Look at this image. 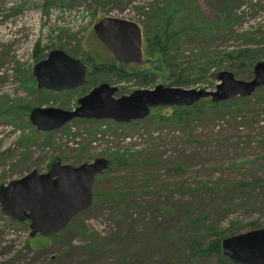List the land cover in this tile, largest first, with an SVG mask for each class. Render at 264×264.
<instances>
[{
	"label": "rangeland",
	"instance_id": "obj_1",
	"mask_svg": "<svg viewBox=\"0 0 264 264\" xmlns=\"http://www.w3.org/2000/svg\"><path fill=\"white\" fill-rule=\"evenodd\" d=\"M51 1L0 0V183L18 180L33 170L44 174L53 157L60 158L62 165L78 166L96 158L111 163L109 153L129 146L142 154L130 157L127 166L96 176L90 208L62 232L36 236L42 243L39 250L28 244L27 223L10 219L0 209V264H217V256L187 257L191 239L207 238L199 234L203 228L212 227L209 241L264 229V89H257L253 100L260 113L238 119L235 106L246 104L233 99L178 123L185 134L166 130L173 121H160L173 108L152 109V117L143 123L146 127L73 120L59 130L40 133L31 126V109L72 110L82 95L81 89L60 94L37 90L32 68L39 52V60L62 48L79 59L91 57L94 64L120 66L97 39L93 26L105 17L136 23L146 19L147 9L156 1L168 0H54V5L44 6ZM213 6L205 0H170L164 11L170 16V29L180 33V47L203 50L193 52L195 56L180 51L178 62L168 58L170 66H166L147 55L143 42L142 64L125 68L160 66L153 83L118 80L115 73L95 79L116 86L115 97L156 85L170 87L176 65L193 64L201 51L204 61L233 51L243 52L240 61L245 62L244 69L232 70L235 78L250 80L254 65L264 61V0H215ZM227 20L233 24L229 26ZM211 25L216 27L211 30ZM148 28L157 30L159 25L150 22ZM234 32L239 41L233 39ZM145 34L143 29V40ZM215 85L203 78L179 87L212 90ZM213 117H218V127H209ZM194 120L200 122L195 134Z\"/></svg>",
	"mask_w": 264,
	"mask_h": 264
},
{
	"label": "water",
	"instance_id": "obj_2",
	"mask_svg": "<svg viewBox=\"0 0 264 264\" xmlns=\"http://www.w3.org/2000/svg\"><path fill=\"white\" fill-rule=\"evenodd\" d=\"M97 39L111 52L118 64L143 61V31L130 20L105 17L93 26ZM90 67L63 50L52 49L35 63L32 77L37 90L54 94L81 89L87 84ZM248 81L236 79L230 71L215 75L213 90L183 89L156 85L115 97L116 86L100 83L77 99L72 110L35 107L28 115L31 126L40 133L61 129L73 120L110 121L118 125L140 123L152 109L191 107L200 101L214 104L235 98H250L264 87V61L257 62ZM44 174L33 170L26 176L0 183V209L3 215L27 223L29 237L62 232L78 214L90 208L96 176L110 171L111 163L96 158L78 166L62 165L53 158ZM221 256L232 264H264V229L252 230L221 240Z\"/></svg>",
	"mask_w": 264,
	"mask_h": 264
},
{
	"label": "trees",
	"instance_id": "obj_3",
	"mask_svg": "<svg viewBox=\"0 0 264 264\" xmlns=\"http://www.w3.org/2000/svg\"><path fill=\"white\" fill-rule=\"evenodd\" d=\"M48 1V0H47ZM206 3L215 8L214 5V1L215 0H210V2L208 3L207 0H205ZM157 3L148 8L146 13V19L143 20H139V23L142 27V31L144 29L145 31V38L143 40L144 42V47L146 49L147 55L155 58L157 60V64L160 65V63H163L164 65L170 66V62L168 60V58L170 59L171 62L173 61H177L179 60V57L177 58V56L180 54V51H182L183 56H195V54H192L193 52H198L199 50H203L201 48L198 49H194L192 50V52H190V50L188 48H186L185 46L180 47V33L175 30V29H170V16L165 13V9L167 4L170 2V0H168L166 3H164V1L159 2L156 1ZM54 0H52L50 2V4L48 5H44L45 7H49L54 5ZM161 5H164L163 7L159 8ZM164 8V9H163ZM138 12V11H137ZM145 18V15H144ZM148 20V21H147ZM229 20V19H228ZM227 20L226 24L228 23L229 26H231L233 24V22H229ZM155 23L159 25V28L157 30H150L148 28L149 23ZM185 26L188 27L190 30V32H194V30H191L190 26L191 24L186 21L185 22ZM213 26V27H212ZM210 27L209 29H214V27H216V25H211L208 26ZM195 34H200L199 31H195ZM234 34H236L235 32L232 33L231 35L233 36ZM210 34H207L205 37L210 38L209 37ZM225 35V34H224ZM226 36V35H225ZM227 37V36H226ZM239 38H241L240 36H238L237 34L233 37L234 40L239 41ZM228 39V37H227ZM221 43V42H220ZM60 50H63L64 52H66L67 54H70L71 56H73L72 52L70 50H65L62 48H59ZM173 51H176V54H172ZM181 55V54H180ZM75 57V56H73ZM204 57V53L201 51L199 54L196 55L195 61L193 62V64H189V61H187L185 63V67H181V65L179 66H175L172 68L173 73H170L171 77H174V84L173 85H169V86H183L185 84H187L190 81H197L201 82L202 79L204 78L205 80H211L214 81L215 80V75L217 70L220 69H224L226 71H230L234 74V76H236V74L232 71H237V70H242L245 68V62L243 60L240 61V59L243 57V52H238L237 54H233V51H225L224 54H219L216 53L215 57H211V59L209 60H205L203 59ZM75 58H79V57H75ZM40 59V52L36 58L35 63L37 62V60ZM84 64H86L87 66L90 67V72L88 74L87 77V84L86 86L88 87L87 89H85L84 87L81 88V92L82 95L86 94L89 90H91L93 87L97 86L98 84H100L97 79H95V77L99 76V74H101L103 77L105 75H109L111 73H115L116 78L119 79H124V80H129V79H133V81L142 84V85H149L150 83H153L155 80V76L160 73L162 71L160 66H153L152 68H147V69H137L134 71H127L126 70V66L124 64H120V66L115 64H108V65H104V64H94L93 63V58L91 57H86L84 59H80ZM95 76V77H94ZM191 78H195L194 80H190ZM33 88H34V81H33ZM264 87L260 88V90H263ZM258 90V91H260ZM39 94H43V92H39ZM257 92L251 96L250 98H235V100H239L240 104H246V106H235V111H237V116L240 115V117L238 119H241L242 116H244L245 114L248 113H260V109L257 108V106L259 105L258 103H253V100L256 96ZM80 95V96H82ZM79 96V97H80ZM243 101V102H242ZM229 102V101H228ZM227 102V103H228ZM226 102L225 104L228 105ZM224 103H220V104H214L209 100L206 101H200L198 104L193 105L191 107H183V108H173L171 115L169 117H165V116H160V121L161 122H169L170 120L173 121V123L168 124L170 125L169 129L166 130H172V129H177L178 131L183 132L182 128L180 127V125H178V123H182V121H186L188 118L191 117H198L201 114L208 112V110L212 109H216L218 106L223 105ZM159 109H163V108H159ZM29 111H27L28 113ZM152 112L150 113V117H152ZM214 115V113H213ZM228 115L225 114L223 117L228 118ZM236 116V117H237ZM145 119L144 121L140 122V123H134L132 124V126L136 127V125H140L142 127H146L143 123L145 121H148L149 118ZM216 117V116H215ZM214 117L210 120H213ZM218 119V117L213 120L212 122H210L211 124L209 125L212 127H218V124L216 123V120ZM209 120V121H210ZM175 122V123H174ZM216 123V124H215ZM200 124L199 121L194 120L191 124L192 125H196L197 128L194 130V134L195 132L200 128L198 125ZM156 126V125H154ZM152 131H157V132H161L162 130L159 128H154ZM193 133V132H192ZM185 134V133H184ZM241 139V138H239ZM205 143V142H203ZM130 147V146H129ZM129 147L123 148V151H116L113 154L109 153L108 155L111 156L112 155V160H111V168L110 171L113 170L114 167L117 166H127V160L132 157L134 154L138 153L137 156H139L140 154H142V150L141 151H136V152H132L130 150ZM144 152V151H143ZM121 156L119 158H115ZM51 158H49L50 160ZM127 163V164H126ZM129 164H132L131 162H129ZM158 176V174H157ZM187 182H185L186 184ZM250 184V183H249ZM247 184V185H249ZM257 184V181L256 183ZM94 197V194H93ZM97 199V198H96ZM199 222V220L197 221V223ZM212 227L211 226H207L205 228H203V231L199 232L200 236H203L207 238L205 240L202 239H191L189 242V246L187 247V257L191 258V259H195L198 257H210V256H217V264H229L230 262H227L222 256H221V240L224 239L226 236L224 237H217L215 238V240H208V237H211L210 234H212L211 232ZM33 238V239H28V244L31 246V248L33 250H39L42 247V243L39 242L40 238L37 239ZM42 239V238H41ZM212 241V242H211ZM185 257V256H184ZM232 264V263H230Z\"/></svg>",
	"mask_w": 264,
	"mask_h": 264
},
{
	"label": "built area",
	"instance_id": "obj_4",
	"mask_svg": "<svg viewBox=\"0 0 264 264\" xmlns=\"http://www.w3.org/2000/svg\"><path fill=\"white\" fill-rule=\"evenodd\" d=\"M62 4H64V3H62ZM62 8H66L67 9V7L65 6V5H62ZM51 10H54L53 12H57V13H62L63 12V10H58V11H55V10H57V9H53V8H51ZM61 11V12H60ZM52 12V13H53ZM41 15V14H40ZM41 18H43V16L41 15ZM19 19H17L16 20V22L18 21Z\"/></svg>",
	"mask_w": 264,
	"mask_h": 264
},
{
	"label": "flooded vegetation",
	"instance_id": "obj_5",
	"mask_svg": "<svg viewBox=\"0 0 264 264\" xmlns=\"http://www.w3.org/2000/svg\"><path fill=\"white\" fill-rule=\"evenodd\" d=\"M89 67V66H88ZM89 72H90V70H89ZM89 72H88V74H89Z\"/></svg>",
	"mask_w": 264,
	"mask_h": 264
}]
</instances>
